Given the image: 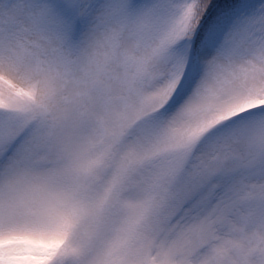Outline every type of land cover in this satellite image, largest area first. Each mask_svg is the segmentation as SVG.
I'll list each match as a JSON object with an SVG mask.
<instances>
[{"label":"snow or ice","instance_id":"snow-or-ice-1","mask_svg":"<svg viewBox=\"0 0 264 264\" xmlns=\"http://www.w3.org/2000/svg\"><path fill=\"white\" fill-rule=\"evenodd\" d=\"M0 264H264V0H0Z\"/></svg>","mask_w":264,"mask_h":264},{"label":"rangeland","instance_id":"rangeland-1","mask_svg":"<svg viewBox=\"0 0 264 264\" xmlns=\"http://www.w3.org/2000/svg\"><path fill=\"white\" fill-rule=\"evenodd\" d=\"M77 75H79V74H77ZM63 87H64V94L70 95V96L74 95V93L76 91V88H75V85L71 81H69L67 83V85H64ZM68 131H69L70 134L72 133V129L71 128H69Z\"/></svg>","mask_w":264,"mask_h":264}]
</instances>
